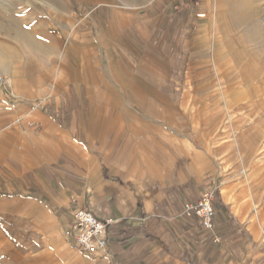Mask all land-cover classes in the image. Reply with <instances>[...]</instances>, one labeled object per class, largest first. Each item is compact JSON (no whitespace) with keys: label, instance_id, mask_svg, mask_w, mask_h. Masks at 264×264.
Instances as JSON below:
<instances>
[{"label":"crops","instance_id":"0c3cea01","mask_svg":"<svg viewBox=\"0 0 264 264\" xmlns=\"http://www.w3.org/2000/svg\"><path fill=\"white\" fill-rule=\"evenodd\" d=\"M212 7L0 0V56L25 42L3 71L21 94L0 93V264H264V130L239 127L253 96ZM208 188L213 230L183 214ZM78 209L111 220L99 250L76 249Z\"/></svg>","mask_w":264,"mask_h":264},{"label":"rangeland","instance_id":"374dc122","mask_svg":"<svg viewBox=\"0 0 264 264\" xmlns=\"http://www.w3.org/2000/svg\"><path fill=\"white\" fill-rule=\"evenodd\" d=\"M72 1L80 5L82 0ZM89 1L96 2L99 0ZM212 2L214 5L212 11L216 14H214V23L218 17V23L227 37L225 46L232 49L235 74L238 75L243 84L249 87L253 96L250 101V109L243 108L240 113H252L254 116L251 117L252 120L242 121L239 127L250 124V132L257 136L264 130V120H261L264 118V0H212ZM16 45L17 47L13 48L17 50V53L12 50V46L4 42L1 45L0 83L3 82V85L0 84V93L4 95H8L10 92L16 96L21 94L19 90L14 88V82L3 72L5 68H9L22 60L18 53L21 51L20 48H24L25 42L19 41ZM18 72L19 68L17 67ZM9 82H11V87ZM256 139L258 143L264 140L263 137L259 136ZM263 155L264 149L259 157ZM241 202L242 199L239 203ZM235 204L238 209L239 205Z\"/></svg>","mask_w":264,"mask_h":264},{"label":"built area","instance_id":"2783aa9c","mask_svg":"<svg viewBox=\"0 0 264 264\" xmlns=\"http://www.w3.org/2000/svg\"><path fill=\"white\" fill-rule=\"evenodd\" d=\"M216 198L215 189H204L196 202L186 201L183 214L187 217L198 218L208 230L214 228ZM72 236L76 249L83 252L99 250L104 245L103 235L111 220L102 219L94 212L78 209L72 213Z\"/></svg>","mask_w":264,"mask_h":264},{"label":"bare ground","instance_id":"6f19581e","mask_svg":"<svg viewBox=\"0 0 264 264\" xmlns=\"http://www.w3.org/2000/svg\"><path fill=\"white\" fill-rule=\"evenodd\" d=\"M251 88V87H250ZM236 205V204H235Z\"/></svg>","mask_w":264,"mask_h":264}]
</instances>
